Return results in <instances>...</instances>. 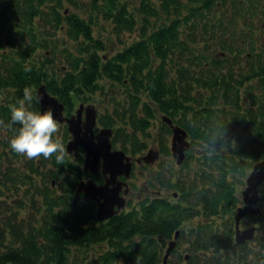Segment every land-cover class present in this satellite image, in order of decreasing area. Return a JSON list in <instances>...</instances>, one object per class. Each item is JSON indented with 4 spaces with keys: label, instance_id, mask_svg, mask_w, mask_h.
<instances>
[{
    "label": "trees",
    "instance_id": "1",
    "mask_svg": "<svg viewBox=\"0 0 264 264\" xmlns=\"http://www.w3.org/2000/svg\"><path fill=\"white\" fill-rule=\"evenodd\" d=\"M106 27L108 41L100 32ZM66 39L73 47L59 46ZM245 54L256 67L248 75ZM41 85L67 115L104 96L98 124L112 129V146L126 153H143L155 120H165L156 145L176 171L161 160L136 205L98 220L95 201L81 195L73 203L79 181L91 176L82 147L60 163L55 156L25 160L23 170L6 152L18 156L9 141L19 125L0 127V264H164L176 231L175 259L165 264H182L175 253L184 243L186 264H264V233L257 234L264 180L258 211L239 223L256 227L253 238H234L243 177L264 159V0H0V120L10 122L25 87L33 91L30 109L40 112ZM167 120L190 140L180 165ZM92 176L102 183L100 170ZM22 186L26 216L22 198L7 194Z\"/></svg>",
    "mask_w": 264,
    "mask_h": 264
},
{
    "label": "water",
    "instance_id": "2",
    "mask_svg": "<svg viewBox=\"0 0 264 264\" xmlns=\"http://www.w3.org/2000/svg\"><path fill=\"white\" fill-rule=\"evenodd\" d=\"M36 96L40 104V112L51 110L53 117L58 122L67 124L70 138L65 148L68 153L76 152L78 147L84 150L83 169L91 174L88 179L79 181L75 190L73 203H76L81 195L85 199H92L97 206V219L104 220L116 214L126 204V195L129 193L128 183L120 176L128 178L132 170V161L129 156L121 149H112L111 128H99L95 131L97 109L93 104L80 103L75 112L70 115L64 114V105L55 96L50 94L44 85L36 89ZM171 125V121L167 120ZM173 128L171 149L177 162L184 158V151L189 143L185 139L186 133L179 127ZM150 151L145 160L151 162L155 156ZM103 174V183L98 184L92 175L97 171ZM264 180V159L256 162L245 181V187L241 191L244 205L236 209L235 220V242L236 244L245 243L253 238L255 226H248L239 229L240 219L247 214H254L258 211L254 204L259 199L258 186ZM122 193V194H121ZM175 232L173 239L169 240L163 262L176 245Z\"/></svg>",
    "mask_w": 264,
    "mask_h": 264
},
{
    "label": "rangeland",
    "instance_id": "3",
    "mask_svg": "<svg viewBox=\"0 0 264 264\" xmlns=\"http://www.w3.org/2000/svg\"><path fill=\"white\" fill-rule=\"evenodd\" d=\"M105 26H107V25H105ZM105 29H107V30H103L102 29V30H100V32H101L102 36L105 39H107V41H108V39L110 40L112 38L111 35H109V33H108V31L110 30V27H106ZM56 34L58 35V37H62L63 36L59 32H57ZM135 34H136L135 32H130V33H127L125 36L128 39H131V38H133L135 36ZM258 34L261 36L263 34V31H259ZM59 46H63V48L69 47V46L70 47H73V43L70 40L66 39V40H63V42L60 41L59 42ZM246 50H248V47L247 46L244 48L243 52H246ZM59 56H61V55H59ZM241 58H242V61H243L242 64H241V66L243 67L242 71L244 73H246L248 75L250 71L256 69L255 65L249 67L248 66V63H247V62L253 60V57H251V56L249 57L247 54H245V55H242ZM239 59L240 58L235 59V61L237 62V64H239V62L241 61V60L239 61ZM62 62H64V58L59 57L57 59V62H56L57 66H59ZM171 73H172V71L170 72V70H169V77H170V74ZM246 84H248V82L247 81H244V85H246ZM254 84H255V81H253V85ZM241 88L242 89H245L246 87H241ZM96 98L97 99L99 98L98 100H101V102L98 101V102H95V103H93V102H89V103L95 104V106L98 108V113H99V112H101L104 109L105 105L107 103H109V101L104 96H101V95H96ZM163 122H165V120H163L161 118L155 120V123L152 126L153 127V130H152L153 138L150 139V140H145L146 141V148L143 151V153L133 154V153H130L129 151H127V154L131 155L132 157H136L138 159V157L140 158V156H142V155H145L146 156L153 149H157L156 142H157V138L161 136L160 132L162 131L161 126H162V123ZM63 125H64V123H58L59 130L55 134V137H54V138H57L58 137L61 140V142L64 139V137H63V130L65 131V127ZM98 126H100V124H98ZM141 138L144 140L143 137H141ZM66 142H67V140L65 141V143ZM64 147H65V145H64ZM2 148L0 149V158H1ZM8 149L9 148L6 147V152H7V156L9 157V160L11 158V161L14 162V165L16 167H18V168L21 167L23 169V166L22 165H23L24 161L25 160H29V159H27L25 156H22V155H19V154L16 157H12V154H11L10 150H8ZM190 152L191 153H190V156H189L188 160L189 161H191V160H194L195 161V158H196V160L198 158V155L197 154L199 152L200 153L203 152V147L201 146L200 149H192ZM70 154L73 155V153H70ZM161 160H163V162L165 163L166 166H169V165L170 166H173L174 170L176 171V166L174 165L173 161L171 160V156H169V155H162V156L159 155V157L155 161H153L152 163H148V162L147 163L146 162H139V163H137L136 161L134 162V165H133V176H132V178L130 177L129 181L130 182H135L136 188L135 189H132V187L130 186L131 187V190H130L129 194L126 197L127 198V201H129L130 203H129V205L126 204L124 209L131 208L133 205H136V203L138 202V199H140V198L142 199L144 197V194L143 193H145V189L143 188V185L145 183H149L150 177H151L152 180H155V177L153 176L154 175V171L156 169H158V162H160ZM31 161L34 162L35 159H32ZM23 170H25V168ZM250 170H251V168L248 170L247 175L245 177H243L244 184H241V187L239 188L240 190L244 187V185H245V179L248 176V173L250 172ZM153 188L161 189L163 196L164 195H169L171 193V190H169L170 188L168 189L167 187L160 188L159 185H154ZM23 189H24V186H22L20 188L19 192H17V191L14 190L13 192H7V194L8 195H11L12 199H14L15 197L22 198L23 203L25 204L23 215L26 216L27 211H28L29 199H28V197H26L25 195H23V192H22ZM155 194H157V192H153V195L151 193V196L154 197ZM240 194H241V191H240ZM245 219H246V217H245ZM263 219H264V212L262 214L261 220H259V222H261V223L259 224L260 229L258 230V233L257 234H263L264 233V221H263ZM189 224L190 223L187 222V223L184 224V226L187 227ZM249 224H255V223H249ZM243 225H245V224H243ZM175 241H176V239H175ZM167 242H166V245H165L164 249L167 246ZM177 250L178 251L175 254H178V253L181 254V260H180V262L182 264H186V259H185L184 256H185L186 253H189L186 250V243L179 244ZM169 257H170V260L171 261H173L175 259V256L174 255H170Z\"/></svg>",
    "mask_w": 264,
    "mask_h": 264
},
{
    "label": "clouds",
    "instance_id": "4",
    "mask_svg": "<svg viewBox=\"0 0 264 264\" xmlns=\"http://www.w3.org/2000/svg\"><path fill=\"white\" fill-rule=\"evenodd\" d=\"M33 100V91L29 87L23 90V99L10 106L11 119L5 124L0 120V127L11 129L13 125H19L9 141V146L15 153L25 156L27 159H51L55 156L58 163L65 156V147L61 140L55 137L59 127L54 119L52 111H33L30 109Z\"/></svg>",
    "mask_w": 264,
    "mask_h": 264
},
{
    "label": "flooded vegetation",
    "instance_id": "5",
    "mask_svg": "<svg viewBox=\"0 0 264 264\" xmlns=\"http://www.w3.org/2000/svg\"><path fill=\"white\" fill-rule=\"evenodd\" d=\"M249 86V85H248ZM64 114L65 115H67L66 114V112H65V110H64ZM71 114V113H70ZM58 122V121H57ZM59 123H65V122H59ZM66 127H67V125H66ZM69 133V132H68ZM69 138H70V133L68 134V137H67V140H69ZM152 152H153V150H152ZM84 155V154H83ZM153 155L155 156V158L151 161V162H153V161H155L158 157H159V154H157V152L155 151L154 153H153ZM131 156V155H130ZM132 157V156H131ZM133 158V160L135 161V159H136V157H132ZM145 158H146V156L145 155H142V156H140V158L138 157V159H137V161L138 162H144V161H146L145 160ZM134 164V163H133ZM103 182V181H102ZM246 227H248V226H245V225H243V224H240V229H243V228H246Z\"/></svg>",
    "mask_w": 264,
    "mask_h": 264
}]
</instances>
